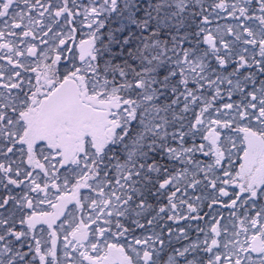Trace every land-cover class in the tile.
<instances>
[{
    "label": "snow or ice",
    "instance_id": "1",
    "mask_svg": "<svg viewBox=\"0 0 264 264\" xmlns=\"http://www.w3.org/2000/svg\"><path fill=\"white\" fill-rule=\"evenodd\" d=\"M0 264H264V0H0Z\"/></svg>",
    "mask_w": 264,
    "mask_h": 264
}]
</instances>
